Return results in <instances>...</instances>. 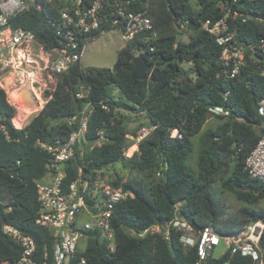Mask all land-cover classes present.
Returning a JSON list of instances; mask_svg holds the SVG:
<instances>
[{
	"label": "trees",
	"instance_id": "obj_1",
	"mask_svg": "<svg viewBox=\"0 0 264 264\" xmlns=\"http://www.w3.org/2000/svg\"><path fill=\"white\" fill-rule=\"evenodd\" d=\"M37 2L40 9L17 14L10 25L31 30L46 47L60 45L61 37L49 22L56 18V10L50 3ZM239 8L249 17L245 22L235 21L237 36L244 41L264 37V1L244 2ZM149 14L156 38L148 39L151 32L137 34L116 54V62L126 63L142 53L151 64L145 79L133 80L123 69L82 68L76 63L56 76L55 85L46 91L49 99L23 129L11 125L15 109L0 89V114L6 117L12 137L7 141L0 135V264H10L22 251L2 232L4 224L30 236L37 260L40 262L47 251L46 264H52L53 236L35 222L39 210L35 183L45 175L49 154L35 141L67 139L76 124H67L63 118L77 113L87 100L93 106L86 130L87 149L82 155L76 150L69 158L67 181L75 177L82 159L94 167L113 164L117 184L124 175L116 164L125 173L136 171L140 176L128 175L122 182L134 191V197L114 206V249L110 251L98 237H88L85 251L76 253L77 258L84 256L86 264H196L197 246L184 248L178 231L171 229L168 238L131 233L167 223L176 205L179 214L195 227L213 226L223 235L237 233L246 223L264 219V209L255 207L264 198V180L251 177L245 169V160L264 131V113L258 112L264 102V76L260 74L264 56L257 62L248 60L233 77L223 76L218 61L220 47L202 27L205 20L214 22L222 17L219 0H196L195 4L191 0H151ZM181 30L188 33L187 40L177 39ZM98 35L91 34L89 39ZM182 61L190 64L194 75L181 67ZM84 88L88 92L82 101L76 94ZM214 106L227 109L229 114L210 118L209 108ZM139 116L145 122L137 126L154 128L127 158L122 155L130 141L125 134L129 123ZM210 119L213 122L205 127ZM174 128L181 133L180 138L170 136ZM100 129L107 139L89 149ZM195 135L199 138L194 170L189 161ZM215 182L241 204L233 214L225 209L220 192L213 186ZM260 246L264 260V231ZM206 264L259 263L249 256L225 252L220 257L208 255Z\"/></svg>",
	"mask_w": 264,
	"mask_h": 264
},
{
	"label": "built area",
	"instance_id": "obj_2",
	"mask_svg": "<svg viewBox=\"0 0 264 264\" xmlns=\"http://www.w3.org/2000/svg\"><path fill=\"white\" fill-rule=\"evenodd\" d=\"M42 1L50 3L56 10V18L50 19L49 22L55 33L61 37L60 45L46 47L37 40L31 30L10 25V19L17 14L31 8L40 9V2L0 0V89L6 94L7 103L15 108L18 92L22 88H27L35 101L34 111L20 125L13 121L16 112L10 117L11 125L18 129L25 128L32 115L43 108L50 96L47 95L42 100V92L46 93L51 89L49 84L54 82L56 76L80 62L85 45L90 40L89 35L96 32L100 35L107 30L117 29L126 41L145 32H151L148 39L156 38L149 14L151 0ZM248 1L253 0H219L222 17L214 22L205 20L202 25L214 36L220 47L218 61L224 77L235 76L248 60L257 62L264 56V37L244 41L237 36L235 21L240 19L245 22L249 17L239 6ZM233 6L235 10L232 12ZM181 27H184V24ZM260 74L264 76V67ZM87 92V88L81 89L76 96L83 101ZM11 93L13 95H10ZM102 107L106 108L105 105ZM92 112V101H84L77 113L63 118V122L67 124H76L67 139L35 141L36 146L49 154L45 175L35 183L39 202L35 222L49 229L53 236L52 264H86L85 257L77 258L76 253L85 251L88 237H98L106 242L108 249L112 251L115 247L114 229L111 224L114 206L120 200L134 197V191L122 183L127 174L125 176V173L120 172L124 177L118 184L114 183L116 176L113 164L94 167L88 165L90 161L82 159L75 177L70 181L66 179V164L69 158L76 150L82 155L87 149L86 130ZM258 112L264 113V102L258 107ZM228 114L229 111L221 106L209 108L210 118ZM8 128L6 117L0 114V135L11 141ZM153 128L154 126L143 124L138 126L135 132H127L125 137L130 141L123 147L122 155L131 157L138 150V144ZM170 136L180 138L182 135L174 128ZM106 139L100 129L97 131V138L88 148L98 147ZM245 169L251 177L264 180V131L247 156ZM160 174L159 171L156 173L157 176ZM171 229L179 232V241L184 248L197 246L199 258L196 264H206L207 256L211 255L213 248L221 241L226 246L225 252L249 256L253 261L264 264L260 246L264 231L262 218L246 223L237 233L223 235L213 226L203 229L195 227L179 214L176 205L173 217L167 223H155L140 231L132 230L131 233L138 237L160 234L168 238ZM1 230L22 248L21 255L10 264H46L47 251L39 262L35 257V242L30 236L8 224H4Z\"/></svg>",
	"mask_w": 264,
	"mask_h": 264
},
{
	"label": "rangeland",
	"instance_id": "obj_3",
	"mask_svg": "<svg viewBox=\"0 0 264 264\" xmlns=\"http://www.w3.org/2000/svg\"><path fill=\"white\" fill-rule=\"evenodd\" d=\"M191 2L193 4H195L196 0H191ZM187 38H188L187 32L181 30L177 33V39L187 40ZM126 42L127 41L122 37V33L119 30H117V29L107 30L104 33L98 35L97 37L89 40L86 43L84 51H83V55L80 59L79 64L82 68L96 67V68H111V69H113L115 62H116L117 50H119L121 47H123L126 44ZM180 65L185 71H189L191 75H194V71L192 70V68L190 67V64L187 61H182L180 63ZM55 81L56 80H54L53 83L49 84L51 89L55 85ZM46 96H47L46 93L42 92V95H41L42 100H44ZM12 107L15 109V112L19 111L14 106H12ZM17 107L27 108V107H29V105L27 102H20L19 104L17 103ZM30 107L35 108V103L31 104ZM37 113L38 112L34 113L32 115V117ZM140 122H145V120L142 116H139L138 120H135V121H132L131 123H129L128 133L129 134L133 133L130 130L131 129L136 130L138 127L137 125ZM212 122H213V120L210 119L207 122V124L205 125V127ZM198 137H199V135H195V136H193L192 140L195 141V140H197ZM197 151H198V145L195 142L194 151L192 153V159H190V161H189L190 166L194 170L196 169ZM115 167L120 172L125 173L123 171V169L118 164H116ZM126 174H127V176L128 175H139L140 176V173H137L136 171H131V173L129 171L127 173V171H126V173L124 175L126 176ZM213 186L217 192H220L219 194H220L221 201L223 202V205H224L225 209L227 210V212L230 214H233L240 207L241 204L235 199L233 194L228 193V192L223 191V190H220V186H219L218 182H215ZM255 207L257 209H264V198L261 199L255 205ZM225 249H226V246L221 241L219 245H217L216 247L213 248L211 255L213 257H220L225 252Z\"/></svg>",
	"mask_w": 264,
	"mask_h": 264
},
{
	"label": "water",
	"instance_id": "obj_4",
	"mask_svg": "<svg viewBox=\"0 0 264 264\" xmlns=\"http://www.w3.org/2000/svg\"><path fill=\"white\" fill-rule=\"evenodd\" d=\"M226 1H229V0H226ZM167 2H169V0H167ZM170 7L171 6L169 4V8ZM234 10H235V7L233 6L231 8V11L233 12ZM114 68L115 70L123 69L125 71H128L131 74V77L133 80H143L148 76L149 71L151 69V64L146 61L142 53H138L134 57H132V59L129 62H126V63L116 62ZM22 92L25 95H27L25 99L21 98L20 96ZM16 101L18 104L21 101H26L29 105L35 103L34 99L30 96V92L27 88H22L18 92Z\"/></svg>",
	"mask_w": 264,
	"mask_h": 264
},
{
	"label": "bare ground",
	"instance_id": "obj_5",
	"mask_svg": "<svg viewBox=\"0 0 264 264\" xmlns=\"http://www.w3.org/2000/svg\"><path fill=\"white\" fill-rule=\"evenodd\" d=\"M13 93H11L10 95H13ZM20 96L21 98L24 99L27 97V95H25L23 92L20 94ZM21 102H26V101H21ZM16 109L19 110L18 112L15 113L13 117V121L15 122L16 125H20L21 122L34 111L32 107L20 108L16 106Z\"/></svg>",
	"mask_w": 264,
	"mask_h": 264
},
{
	"label": "crops",
	"instance_id": "obj_6",
	"mask_svg": "<svg viewBox=\"0 0 264 264\" xmlns=\"http://www.w3.org/2000/svg\"><path fill=\"white\" fill-rule=\"evenodd\" d=\"M198 138H199V137H198ZM198 138H197V140H195V141L193 140V141L197 143V141H198Z\"/></svg>",
	"mask_w": 264,
	"mask_h": 264
},
{
	"label": "flooded vegetation",
	"instance_id": "obj_7",
	"mask_svg": "<svg viewBox=\"0 0 264 264\" xmlns=\"http://www.w3.org/2000/svg\"><path fill=\"white\" fill-rule=\"evenodd\" d=\"M115 64H116V62H115ZM115 66V65H114Z\"/></svg>",
	"mask_w": 264,
	"mask_h": 264
}]
</instances>
